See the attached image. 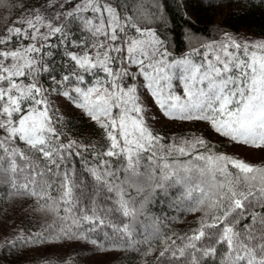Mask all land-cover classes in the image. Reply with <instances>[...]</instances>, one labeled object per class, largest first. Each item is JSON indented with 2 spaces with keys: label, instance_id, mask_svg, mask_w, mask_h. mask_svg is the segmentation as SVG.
I'll return each instance as SVG.
<instances>
[{
  "label": "snow or ice",
  "instance_id": "snow-or-ice-1",
  "mask_svg": "<svg viewBox=\"0 0 264 264\" xmlns=\"http://www.w3.org/2000/svg\"><path fill=\"white\" fill-rule=\"evenodd\" d=\"M7 2L0 216L19 210L38 230L6 245H81L56 264L128 250L144 264H264V39L217 26L215 38L191 34L177 57L153 26L154 0ZM146 97L187 134L157 132ZM64 108L102 138H69ZM201 123L219 140L198 134ZM189 215L187 230L171 228Z\"/></svg>",
  "mask_w": 264,
  "mask_h": 264
},
{
  "label": "trees",
  "instance_id": "trees-1",
  "mask_svg": "<svg viewBox=\"0 0 264 264\" xmlns=\"http://www.w3.org/2000/svg\"><path fill=\"white\" fill-rule=\"evenodd\" d=\"M153 2V0H149ZM158 11L156 19L152 21L161 38L165 39L169 51L174 56H182L191 48L189 36L195 34L201 39H211L218 36L216 27L219 26L222 31L237 33L242 30L243 33L250 36L264 37V0H154ZM212 5V6H209ZM10 7L7 0H3L0 8ZM4 16L16 13H3ZM5 23L0 20V25ZM66 119L70 124L66 126V135L69 138L83 139L91 136L93 141L102 138V132L77 110L64 108ZM190 126L179 122H172L169 125L156 130L167 138L187 134L186 130ZM207 128H199L198 134L204 135L210 142L218 141V138L211 136ZM219 147V145H217ZM159 215H176L174 210L166 209L160 211V207L155 209ZM192 217H182V222L174 224L171 228L177 232L187 230V223L184 221L191 220ZM21 229H27L29 232L38 230L35 220L26 217L23 212L17 210L15 214L9 213V217L0 216V264H44L45 259H50L56 264L58 257L68 255L74 249H79L80 244H69L65 248H59L54 245L29 246L24 247L22 242L18 243L15 248H9L6 241L13 238L14 233H19ZM111 234V233H110ZM99 238L103 240L101 233ZM43 251L47 248L45 256L38 255L34 248ZM91 249V245L86 246ZM91 251H82L81 257H85ZM108 258L102 264H144L141 256L132 250L125 252H110ZM151 259V258H149Z\"/></svg>",
  "mask_w": 264,
  "mask_h": 264
},
{
  "label": "rangeland",
  "instance_id": "rangeland-1",
  "mask_svg": "<svg viewBox=\"0 0 264 264\" xmlns=\"http://www.w3.org/2000/svg\"><path fill=\"white\" fill-rule=\"evenodd\" d=\"M233 34L237 35L239 37H247L250 40L264 39V37H260V36L247 35V34L243 33L242 30H239L237 33H233ZM146 103L151 105L150 111L152 112V114H154L157 117L156 120L151 121V124L155 130H158L159 128L163 127L164 125H169L173 122V121L165 118L160 113L158 107L152 103L150 97H146ZM67 109H69V108H67ZM70 110H75V109H70ZM198 127L199 128H207L208 132H210L209 134H211V136L213 135V136L217 137L219 140V137L206 124L201 123L200 125H198ZM226 151H228L229 153H233L235 150L229 148V149H226ZM240 156L242 158L248 159V160L253 161V162H256L260 159V153H257V152H241ZM85 257H89L91 261L104 262L108 258V255L106 254V255H95V256H93L92 252H90L89 254H86Z\"/></svg>",
  "mask_w": 264,
  "mask_h": 264
}]
</instances>
